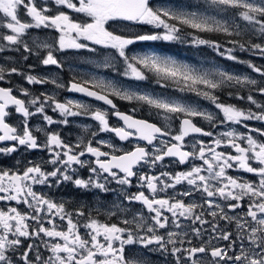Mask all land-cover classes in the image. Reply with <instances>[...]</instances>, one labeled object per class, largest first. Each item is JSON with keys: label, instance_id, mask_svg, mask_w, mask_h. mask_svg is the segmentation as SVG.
Masks as SVG:
<instances>
[{"label": "snow or ice", "instance_id": "obj_1", "mask_svg": "<svg viewBox=\"0 0 264 264\" xmlns=\"http://www.w3.org/2000/svg\"><path fill=\"white\" fill-rule=\"evenodd\" d=\"M61 8L86 19H73ZM114 24L125 30L128 25H148L155 31L124 35L110 30ZM41 28L55 30L57 38L36 37L30 44L29 30ZM186 30L224 33L233 37L229 43L239 49L264 56V42L241 43L234 38L251 33L264 41V0H198L191 7L187 3L153 5L151 0H0V54L16 52L27 61L44 51L43 66L62 68L57 53L95 52V46H101L114 50L124 67L116 68L112 56H105L97 67L138 82L147 81L150 74L158 86L175 84L180 93L207 100L215 110L103 77L73 79L67 90L108 105L111 116L123 122L113 126L107 109L93 110L71 99L60 102L46 92L36 96L12 85L11 78L20 76L29 85L65 87L55 79L0 63V85H8L0 86V155L10 157L24 148L47 152L49 157L28 160L23 167L20 160L0 167V264H151L142 253L129 255L130 246L158 253L166 261L171 257L172 264H264V127L248 123L264 125V102L257 99L264 97V67L247 65L259 75L258 80L219 68L196 67L156 51L127 52L140 42L165 41L208 46L225 56L220 42ZM226 52L227 59L242 62L232 48ZM236 86L247 87L248 94L230 90ZM225 92L229 99L246 101L251 107L226 103L221 99ZM112 97L154 110L163 124L121 112ZM48 109L61 119H54ZM13 114L19 117L15 123L10 122ZM75 116L91 118L98 122L100 133H114L120 141L135 138L146 144L131 150L106 140H95L94 145L97 132L91 133L93 139L70 143L52 126H67L69 117ZM34 117L43 124L33 126ZM196 118L209 127L199 126ZM45 163L51 165L50 171ZM81 169L87 170V178L79 174ZM64 183L101 196L115 194L117 199L110 206L69 209L66 201L35 188H59ZM113 183L119 190L110 187ZM133 186L136 192L130 191ZM113 218L119 223L111 222ZM194 239L199 243H193Z\"/></svg>", "mask_w": 264, "mask_h": 264}, {"label": "rangeland", "instance_id": "obj_2", "mask_svg": "<svg viewBox=\"0 0 264 264\" xmlns=\"http://www.w3.org/2000/svg\"><path fill=\"white\" fill-rule=\"evenodd\" d=\"M196 2H198V0H154L153 5H159L164 3V4H175L179 6L181 4L187 3L191 7V5ZM61 10L67 12L72 18L76 16L86 19L82 14L75 13L70 9L68 10L70 13L66 10V8H61ZM22 18L27 19L26 17H22ZM241 23L243 24L242 21ZM127 28L128 30H125L124 26L114 24L112 26V29L110 30H114V31L116 30V32L123 33L124 35H131L133 33L143 34V33H150L152 31H155L151 26L148 25H128ZM44 33H48L47 35L48 38L46 36H42V34ZM191 35L198 36L197 33H192V32ZM57 36H58L57 32L55 35L52 32H48V29L45 28L30 29L26 39H28L29 43L31 44L32 39H35L36 37H40L42 39H47L48 41H52L55 38H57ZM244 36L247 37V39L252 43L264 42L259 38L258 35L247 33ZM187 38L191 39V36ZM167 43H170V46H167L169 48H165V45ZM181 44L183 48L180 47L175 48L179 46V44H176L177 46L173 47L172 42L145 41L130 46L127 52L129 55H132L142 52L156 51L167 55H172L175 58L190 63L196 67L208 68V69L219 68L221 70L239 75L241 77L251 76L258 80L260 79L259 75L257 73H254L252 69L247 66L248 63L250 62L252 64H255L256 66L264 67V56L260 55L259 53H254L252 51H243L241 49H237L236 46H230V47L227 46L225 48V53H226L225 56H221L211 47L208 46H196L191 43H180V45ZM95 47H96L95 52H90L87 49H81V50H69L63 53H57L58 59H60L63 62L62 68H57L56 66H43L40 62V59L45 54L44 51L40 52V56H35V55L31 56L27 61L22 60L21 55L19 53L5 52L3 54H0V63H5L8 64L9 66H16L18 68H21L26 73L30 72V74L36 75L40 78L55 79L59 83L64 84L65 85L64 88H57L52 83H47L43 85L41 84L29 85L20 76H13L11 78L12 85L23 86L27 88L33 95L36 96H39L42 92L53 94L55 95L56 99L59 100L60 102H66L67 100L71 99L73 101H78L80 103L87 104L89 107H91L89 102L65 94V88L67 89V81H69L71 78L84 81V80H90L92 76H97V77H103L105 80H113L121 86H125V87L132 86L138 88L141 91H149L155 94L163 93L165 95L183 97L189 102H198L199 105L206 110L215 111L212 105L207 100L200 99L190 93H180L178 90H176L175 84L170 83L167 88H162L158 86L154 82V79L151 77L150 74H149V79L147 81L138 82L124 78L116 74V72L113 69L97 67V64L102 62L105 56L115 57V61H114L115 67L121 71L123 70L124 65L122 60L118 57V55L115 53L114 50L105 49L101 46H95ZM229 48L233 49V54L237 56L239 60L242 62H236L226 58L227 56L226 50ZM5 56L13 57L14 58L13 62L5 61L3 59V57ZM29 65H32L33 68L29 69L28 67ZM5 85L6 87L8 86L7 84ZM236 87L240 89L239 86ZM242 89L248 91L247 87H243ZM117 99L120 101L122 105L129 108L148 109L146 106H142L134 102L130 103L127 101H122L119 98ZM74 110L76 109L74 108ZM48 114L53 116L54 119L57 120L61 119L59 114L57 112H52L51 109H48ZM82 117L83 116L69 117V121ZM33 119L37 121V122L35 121L34 124H32L33 126L43 124L41 118L34 117ZM52 127L54 130H60L66 126L58 125L57 127V125H53Z\"/></svg>", "mask_w": 264, "mask_h": 264}, {"label": "flooded vegetation", "instance_id": "obj_3", "mask_svg": "<svg viewBox=\"0 0 264 264\" xmlns=\"http://www.w3.org/2000/svg\"><path fill=\"white\" fill-rule=\"evenodd\" d=\"M153 2H154V0H151L152 4H153ZM66 10L68 11L69 9L66 8ZM53 14H55V10L53 11ZM73 19L84 20V18L76 17V16H74ZM48 32H52L53 34L56 35V32L53 29H48ZM47 35H48V33L42 34V36H46L48 38ZM72 80H73V78H71L69 81H67V85ZM75 80L82 81L79 79H75ZM65 94H67L68 96L78 98V99H83V100L89 102L90 106H91L90 108L93 110H95V109H101V110L107 109L109 111V122H110V124L113 126H121L122 125V123H123L122 121H119L116 117L111 116V109L109 108L108 105H105L100 101L92 100L85 95L71 93L66 88H65ZM112 99H113L114 103L117 105L118 109L123 113H127L129 115H132L136 119L148 120L149 122L156 123L158 126L163 124L162 119L153 114L154 111H150L146 108L145 109H136V111H133V109H135V108H129V107L122 105L116 97H112ZM257 99L264 102V97L257 96ZM18 119H19V117L16 114H13L10 122L15 123L18 121ZM35 121L36 120L32 119L31 124H34ZM194 122H196L199 126L204 127L206 129L209 127V125L207 124L206 121H203L199 118H196ZM248 123L254 127H264V125H261L257 121H249ZM178 126H179V124L177 121L175 123L174 127L178 128ZM57 127H58V125H57ZM240 130L243 131L244 129H240ZM56 131H59L61 133L62 137L70 143H76L78 141V139H81V138H84L86 140L93 139L91 136V133L97 132L99 134L93 140L94 145H95V140H106L109 143L116 145L119 149L131 150L137 144H140L142 146L146 144V142L139 141L135 138H131L129 141H120L114 135V133H110V132L100 133L98 122L92 120L89 117H84V116L82 118H77V119H74L72 121L70 120L69 125H67L66 127H63L60 130H56ZM35 134L37 136H39L41 140L44 139L42 134H40V133H35ZM202 139L207 140L208 138L203 137ZM103 150L108 151L109 149L105 148ZM48 158L49 157H48L47 152L35 151V150L27 151L24 148H21L18 152L13 153L12 156H10V157L0 155V167H5V168L11 167V166L15 165L17 160H20L22 162L20 167H23L24 164L27 163L28 160L40 162L41 160L46 161ZM44 168L46 170L50 171L51 165H48L45 163ZM79 174L84 178H87V176H88V172L86 169H81ZM232 174L233 175H243L248 179H255V177H252L250 174H245V173H232ZM110 187L116 188L117 190H119V186H117L115 183L110 185ZM35 188L37 191L49 194L52 198L56 199L57 201H61V200L66 201V207L69 209L75 208L79 205H87L90 208L98 207L101 204L110 206L112 204V202L117 199L115 194H109L107 196H101L98 191L85 192L83 190H80V189L73 187V185L70 183H64V184L60 185L59 188L49 189V188H47L45 186H41V185H36ZM130 191L136 192L137 188L135 186H133L130 189ZM0 206H3V205L0 204ZM21 207H23V206H21ZM133 207L138 209L140 206L134 205ZM99 218L100 219H106L105 216H101ZM129 218H131V217H129ZM111 222L119 223V220L113 218L111 220ZM221 224L223 226V222H221ZM205 239H207V234H205ZM193 243H199V241L194 239ZM213 243L223 244L225 242L213 241ZM126 251L128 252L129 255L136 254V253H142L143 257L147 258L151 262V264H172V258L171 257H168L167 261H166L165 257L161 256L160 254L148 253L146 249H141L138 246H130L128 249H126Z\"/></svg>", "mask_w": 264, "mask_h": 264}, {"label": "trees", "instance_id": "obj_4", "mask_svg": "<svg viewBox=\"0 0 264 264\" xmlns=\"http://www.w3.org/2000/svg\"><path fill=\"white\" fill-rule=\"evenodd\" d=\"M116 31V30H115ZM186 31H189V32H192V33H196V32H194V31H192V30H186ZM198 34V36L200 37V38H204V39H208V40H212V41H218V42H220L223 46H224V50H225V48L228 46V47H230V46H234L233 44H231V43H229V40H231V39H233V37H229V36H227L226 34H224V33H214V32H209V33H197ZM235 39H237V40H239L241 43H243V42H245V41H249L248 39H247V37H245V36H242V37H234ZM176 44H179V46H177ZM172 45H173V47L174 46H177V47H175V48H183V46H182V44L180 45V42H172ZM167 46H170V43H167L166 45H165V48H169V47H167ZM237 49H239L238 47H236ZM191 50V49H190ZM189 50V51H190ZM13 53V52H12ZM1 86H6L5 84H3V85H1ZM231 91H233V92H236V91H239V93L241 94V95H247L248 94V91H246L245 89H242L241 87H240V89L238 88V87H233V88H231L230 89ZM221 99H223L226 103H232V104H235V105H237L238 107H240V108H248V107H251L246 101H241V100H235V99H229L228 97H227V94H226V92L224 93V94H222V96H221Z\"/></svg>", "mask_w": 264, "mask_h": 264}, {"label": "water", "instance_id": "obj_5", "mask_svg": "<svg viewBox=\"0 0 264 264\" xmlns=\"http://www.w3.org/2000/svg\"><path fill=\"white\" fill-rule=\"evenodd\" d=\"M71 93H74V94H81V95H84V94H82V93H77V92H73V91H70ZM86 96V95H85ZM90 98V97H89ZM90 99H92V100H95V99H93V98H90ZM97 101V100H96ZM101 102V101H100ZM103 103V102H102ZM127 114V113H126Z\"/></svg>", "mask_w": 264, "mask_h": 264}]
</instances>
